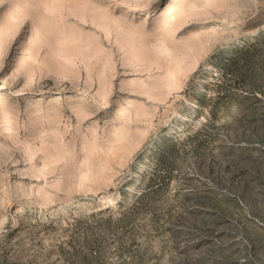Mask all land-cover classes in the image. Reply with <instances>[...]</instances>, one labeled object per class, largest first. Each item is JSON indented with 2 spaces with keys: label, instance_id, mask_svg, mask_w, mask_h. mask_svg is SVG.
Here are the masks:
<instances>
[{
  "label": "rangeland",
  "instance_id": "374dc122",
  "mask_svg": "<svg viewBox=\"0 0 264 264\" xmlns=\"http://www.w3.org/2000/svg\"><path fill=\"white\" fill-rule=\"evenodd\" d=\"M15 1L0 264H264V0Z\"/></svg>",
  "mask_w": 264,
  "mask_h": 264
},
{
  "label": "bare ground",
  "instance_id": "6f19581e",
  "mask_svg": "<svg viewBox=\"0 0 264 264\" xmlns=\"http://www.w3.org/2000/svg\"><path fill=\"white\" fill-rule=\"evenodd\" d=\"M52 1H53V0H52ZM46 2H49V1L46 0ZM15 3L18 4L17 7L20 9V13H21V15H23V14H22V12H23V9H22L23 7H22V6L25 5V7H26V6L29 4V1H28V0H17V2L15 1ZM44 3H45V1H44ZM41 4H42V3H41ZM21 5H22V6H21ZM46 5H47V3H46ZM47 6H48V5H47ZM28 7H29V6H28ZM18 8H17V9H18ZM11 10H12V8H11ZM14 10H15V9H13L12 11L15 12ZM12 11H11V12H12ZM17 11H18V10H17ZM18 12H19V11H18ZM83 12H84V11H83ZM16 14H17V13H15L14 15H16ZM257 14H258V13H257ZM17 15H18V14H17ZM19 15H20V14H19ZM24 15H25V14H24ZM10 17L15 18L16 16H13V13H12V16L10 15ZM10 17H9V18H10ZM11 20H13V19H11ZM14 20H15V19H14ZM19 20H20V19H19ZM15 21H16V20H15ZM13 23H14V22H13ZM4 26H5V25H4ZM11 26H12V23L10 22V23L8 24V26H7V29H6L7 31L5 30L6 33L9 34L8 31H10V29H12ZM8 34H6V35H8ZM4 35H5V34H4ZM242 36H243V35H242ZM4 37H5V36H4ZM4 37H3V38H4ZM11 38H12V37H11ZM5 39H6V37H5ZM6 42H7V40H6ZM4 43H5V42H4ZM218 43H219V41H218ZM222 43H223V42H222ZM214 44L216 45V43H214ZM208 48H212V46H211V47H208ZM216 49H217V48H216ZM209 50H210V49H209ZM213 50H214V49H213ZM206 52H207V51H206ZM206 52H205V54H206ZM208 52H210V51H208ZM213 52L215 53V50H214ZM210 54H212V53H210ZM210 54H206V55H210ZM212 55H213V54H212ZM204 57L207 58L208 56H205V55H204ZM205 58H204V59H205ZM202 59H203V58H202ZM204 59H203V60H204ZM209 60H210V59H209ZM200 61H202V60H199V64H200ZM197 62H198V61H197ZM197 62H196V63H197ZM196 63H194V64H196ZM201 63H202V62H201ZM202 64H203V63H202ZM197 66H198V63H197ZM197 66L195 65V67H197ZM193 69H194V68H193ZM197 69H198V68H197ZM196 71H197V70H196ZM191 72H192V71H191ZM194 72H195V71H194ZM190 74H191V73H190ZM192 74H193V72H192ZM194 75H195V74H194ZM189 77H190V76H189ZM187 79H188V76H187ZM151 131H152V130H151ZM149 135H150V133H148V136H149ZM146 138H147V137H146ZM145 141H146V140H145ZM145 141H144V142H145ZM145 143H146V142H145ZM143 145H144V144H143ZM138 146H139V145H138ZM140 146H142V144H140ZM142 147H143V146H142ZM143 148H144V147H143ZM143 148H142V149H143ZM135 149H138V150H139L138 147L135 148ZM136 152H138V151H136ZM136 152H135V153H136ZM133 153H134V152L132 151V155H134ZM132 155H131V157H132ZM135 156H136V154H135ZM133 158H134V156L132 157V159H133ZM133 161H134V160H133Z\"/></svg>",
  "mask_w": 264,
  "mask_h": 264
}]
</instances>
